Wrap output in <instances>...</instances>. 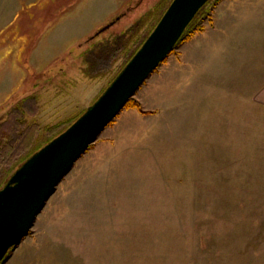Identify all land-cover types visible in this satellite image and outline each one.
Here are the masks:
<instances>
[{
	"label": "rangeland",
	"instance_id": "obj_1",
	"mask_svg": "<svg viewBox=\"0 0 264 264\" xmlns=\"http://www.w3.org/2000/svg\"><path fill=\"white\" fill-rule=\"evenodd\" d=\"M171 2L0 0V79L26 70L19 90L0 87V133L19 117L24 138L0 188L95 101ZM250 44L233 78L210 85L182 66L163 102L144 104L147 80L133 98L148 114L128 107L106 127L2 264H264V36Z\"/></svg>",
	"mask_w": 264,
	"mask_h": 264
},
{
	"label": "water",
	"instance_id": "obj_2",
	"mask_svg": "<svg viewBox=\"0 0 264 264\" xmlns=\"http://www.w3.org/2000/svg\"><path fill=\"white\" fill-rule=\"evenodd\" d=\"M209 1L173 0L140 49L98 99L8 177L0 188V264L29 235L58 185L174 51L188 26Z\"/></svg>",
	"mask_w": 264,
	"mask_h": 264
},
{
	"label": "crops",
	"instance_id": "obj_3",
	"mask_svg": "<svg viewBox=\"0 0 264 264\" xmlns=\"http://www.w3.org/2000/svg\"><path fill=\"white\" fill-rule=\"evenodd\" d=\"M208 19L204 29L183 45L179 53H172L139 90L138 95L144 104L149 102L150 96L163 102L161 89L165 91L171 88L167 87L166 83L171 77L174 79L175 69L181 70L182 66L184 70L193 69V77L203 72L206 75L204 80L210 85L223 73L226 79L228 74L233 78L234 66L238 64L236 58L240 54L243 55L244 50H247L246 54H250V43L264 36V0H221L213 7ZM20 73L19 76V72H16L12 81L5 82L4 78H1L0 87L5 86L8 91L19 90L21 83L26 80L25 68ZM262 88L261 95L264 99V87ZM179 90L184 89L179 86ZM177 96L180 97L181 94L171 95ZM183 102L184 100L181 101ZM161 108L155 112H161Z\"/></svg>",
	"mask_w": 264,
	"mask_h": 264
},
{
	"label": "trees",
	"instance_id": "obj_4",
	"mask_svg": "<svg viewBox=\"0 0 264 264\" xmlns=\"http://www.w3.org/2000/svg\"><path fill=\"white\" fill-rule=\"evenodd\" d=\"M221 0H210L203 8L204 10L199 14V17L194 18V20L191 22V24L188 26V28L186 29V31L184 32L183 36L181 37V39L179 40L177 46L190 39L191 36L194 33V30H199L202 31L204 28L200 25V23L204 20V18L210 14V12L212 11L213 7L220 2ZM169 5V4H168ZM202 8V9H203ZM201 9V10H202ZM200 10V11H201ZM166 11V10H165ZM165 11L163 12V14L165 13ZM162 14V15H163ZM161 19V17L158 19V21ZM157 23L151 28L150 31H148V33L146 34V36L144 37V39L142 40V42L136 47V49L134 50V52L129 56V59L123 64L122 68L118 71V73L113 77V79L110 81L109 85L112 83V81L116 78V76L119 74V72L124 68V66L130 61V59L135 55V53L140 49V47L142 46V44L144 43V41L146 40V38L150 35V33L153 31V29L155 28V26L158 24ZM134 30H138V27L135 28H129L127 30V32L125 31L124 33H122L119 36H123V38L119 39V42L116 41V43H125L124 41L126 40V37L129 36V34ZM127 35V36H126ZM116 39H118V36L115 37ZM108 85V86H109ZM107 86V87H108ZM106 87V88H107ZM105 88V89H106ZM105 89L102 91V93L105 91ZM101 93V94H102ZM100 94V95H101ZM99 95V96H100ZM98 96V97H99ZM98 97L95 99V101L98 99ZM31 98V97H29ZM93 101V103L95 102ZM92 103V104H93ZM20 105V106H18ZM18 105H16L15 109L18 108V111L16 112L15 110H13L14 114H11V117H15V115L17 116L18 114H24V108L23 106L19 103ZM128 107H132L137 109L139 112L144 113V114H148L146 112L143 111L141 104L136 101L134 98H131L130 101L128 102L126 108ZM86 111V109L80 114L78 115V117L74 120L76 121L84 112ZM16 112V113H15ZM19 117H15V118H11L9 119V121H13L9 124V126L7 127L10 131L7 133H3V131L0 133V167L2 165H4L5 163H12L14 160L13 158H15L17 155L20 154V149L22 148V144L24 142V138H23V133H21L20 131H18V127L17 125H15V123H17ZM74 121H71L69 123V125H67L66 127H69ZM8 124V123H7ZM65 130V129H64ZM63 129L58 132L57 134H55L52 138H50L49 140L45 141L43 144H41L40 146H38L37 148H35L32 153L28 154L20 163H18L15 167H13L11 169L10 175L13 174L15 172V170L24 162L26 161L31 155H33L35 152H37L39 149H41L45 144H47L49 141H51L53 138H55L56 136H58L59 134H61L63 131ZM3 135H7L8 137L4 138ZM27 139L32 140V137H30V135H27ZM30 142V141H29ZM9 177V176H8ZM8 177L6 178V180L8 179Z\"/></svg>",
	"mask_w": 264,
	"mask_h": 264
}]
</instances>
